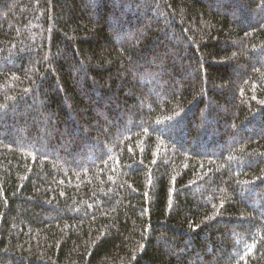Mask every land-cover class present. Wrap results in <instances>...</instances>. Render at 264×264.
Returning a JSON list of instances; mask_svg holds the SVG:
<instances>
[{
	"label": "trees",
	"instance_id": "trees-1",
	"mask_svg": "<svg viewBox=\"0 0 264 264\" xmlns=\"http://www.w3.org/2000/svg\"><path fill=\"white\" fill-rule=\"evenodd\" d=\"M0 264H264V0H0Z\"/></svg>",
	"mask_w": 264,
	"mask_h": 264
}]
</instances>
